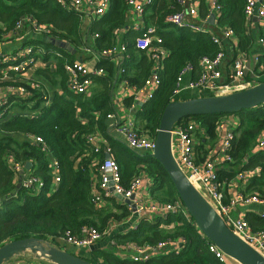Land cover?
Masks as SVG:
<instances>
[{
	"label": "trees",
	"instance_id": "trees-1",
	"mask_svg": "<svg viewBox=\"0 0 264 264\" xmlns=\"http://www.w3.org/2000/svg\"><path fill=\"white\" fill-rule=\"evenodd\" d=\"M201 1L200 13L206 16L207 2ZM218 1L222 5L218 28L226 27L232 30L239 39L240 49L248 51L252 46V40L245 28V1ZM147 7L152 8V13L145 15L146 28L151 25L157 28L160 35V41H154L153 46L167 49L168 56L163 59L161 86L147 102L137 103L135 116L139 123L136 126L140 132L156 136L163 110L174 99L172 93L179 71L189 62L197 67L201 57L216 55L219 46L213 41L211 33L193 32L165 23L167 16L180 9L174 0H152ZM129 9L126 0H111L108 12L94 20L89 32L95 34L93 42L97 51L115 43V38L118 37L116 29L130 25ZM24 15L32 16L38 22L52 25L57 31L55 35L69 42L74 48L88 44L81 31L80 15L56 0H0V22L4 24L0 27V32L13 31L18 19ZM126 37L132 36L126 35ZM24 44H41L46 47L48 52L44 54L43 59L47 63L50 62V65L46 69H38L37 74L42 75L48 81L46 83L59 86L62 93L54 91L47 105L41 97V92L35 91L33 98L37 99V102L32 108L26 105L27 101L16 103L20 109H29L26 111L27 114L10 111L0 119V199L2 202L0 247L9 241L33 236L51 241L60 247L62 245L58 240L68 230L75 235L84 233V229L90 226L102 230L111 220L119 221L130 215L126 205L117 202L115 198H111L110 201L118 212L98 208L92 201L94 176L99 177V167L105 159L104 149L97 152L89 142L88 137L96 133H99L110 146L113 158L119 164L122 183L125 186L130 184L135 175L144 171L151 178L150 195L154 200L173 203L180 199L167 171L152 155H135L120 140L108 133L110 125L108 115L116 112L113 95L121 75L130 85L141 87L152 71L153 60L146 50L137 48L134 38H128L127 44L125 43L127 46L125 56L130 55V59H125L120 67L124 68L125 72L117 77L118 65L115 61L111 58H102L98 66L104 68L105 72L101 76L94 77V85L89 95L75 94L67 88L64 65L75 60L72 51L57 46L47 37L37 40L26 39ZM56 52H60L62 56L56 57ZM136 54H140L149 61V69L137 75L129 70L131 59ZM143 57L140 63H144ZM53 63L56 66L55 71L51 68ZM3 66L5 65L0 63V70ZM207 95L214 94L211 92L186 93L175 100ZM132 104V97L125 98L127 107L131 108ZM35 110H41V114L38 118H30L29 113ZM232 115L240 121L234 141L233 167L241 166L242 169H247L260 166L264 177V151L255 153L253 151L259 135L264 130V104L233 113L187 118L200 121L210 135L207 139L209 143L216 139L217 120L223 116ZM20 134L24 135L25 139L19 138ZM27 134L41 136L49 150L43 151L39 145L27 137ZM204 146L203 142L198 145L200 150ZM9 153L14 154L16 159L24 164L33 163L31 172L42 177L45 182L40 193H33L18 185V179L6 159ZM54 157L58 160L61 176L58 185L53 183L50 167ZM246 158L247 164L244 163ZM233 172L235 173V169ZM249 221L252 228L264 229V221L258 219ZM171 224H175L172 231L168 232L162 228V225ZM178 237L186 239V244L178 254L159 253L147 262L120 258L116 253V246H111L108 250L93 249L88 256L85 254H78V256L95 264H223L209 251L208 239L199 232L193 218L188 219L183 213H168L165 216L144 218L135 229H130L125 234L116 233L113 236L118 245L133 242L140 245L149 244L153 247L166 239Z\"/></svg>",
	"mask_w": 264,
	"mask_h": 264
},
{
	"label": "built area",
	"instance_id": "built-area-1",
	"mask_svg": "<svg viewBox=\"0 0 264 264\" xmlns=\"http://www.w3.org/2000/svg\"><path fill=\"white\" fill-rule=\"evenodd\" d=\"M63 6H68L75 10L80 17L93 16L100 18L105 15L110 6L111 0H56ZM129 6V15L132 19V31L137 32L135 44L137 48L146 50V53L153 60L152 71L141 87L130 85L124 79L122 98L132 97L133 104L131 110L135 111L137 103H145L154 96V93L162 84L163 59L168 56V50L162 47L153 46L154 41H160V35L157 28L149 26L146 28L142 18L145 15L146 7L152 0H126ZM244 14L248 24L254 17L264 20V0H244ZM201 0H176L179 10L167 16L165 23H169L177 28L187 29L198 33H211L213 41L219 46L216 55L203 56L198 62V66L191 62L186 63L179 71L175 81L172 98H180L182 95L195 91L198 94L211 92L214 95L226 94L239 91L253 86L254 82L248 80V58L245 53L239 51L228 68L227 80L223 79V65L227 54L221 37L214 33L209 24L211 14H215L217 26L218 18L222 15V5L218 0H206L208 12L206 16L200 13ZM221 35L225 37H234L232 30L226 27H219ZM55 27L45 23L38 22L29 15H24L16 22L15 29L10 32H0V47L11 39H17L19 35L25 37L31 35L34 37H47L59 39L55 33ZM97 36V35H96ZM264 46V38L260 41ZM125 43H114L108 48L98 51L93 57V62L89 64L84 60H74L65 63V73L67 75V88L75 94L89 95L92 91L93 79L95 76H101L105 70L98 66L102 58H111L126 52ZM48 50L41 44L30 45L22 44V47L13 52L6 53L0 48V63L5 65L0 70V119L8 114L12 106L17 102H23L34 97L35 91H40L42 99L47 105L50 102L49 90L39 80L26 77V73L36 67L38 63L43 62V56ZM62 56L60 52L55 53ZM258 57L255 60L258 62ZM116 63V62H115ZM125 69L121 68L120 73ZM195 73V74H194ZM254 73V72H253ZM258 74L255 72L253 79ZM4 82V83H3ZM41 110L31 111L30 118H38ZM109 118H115L119 133L123 136L125 143L132 151L142 155H152L156 147L155 137L140 132L136 122L130 116L121 119L115 113L108 115ZM240 124L236 116H223L217 121L216 135L217 139L204 159H199L196 150L195 136L198 131L203 130L200 121L194 118H184L177 122L172 129V151L178 165L184 171L189 180L206 197L216 211L223 217L225 223L230 229L250 246L256 249L264 256V229L252 228L249 220L244 215H236L235 209L239 206H264V194L259 192L244 193L240 187L251 179L262 174V167L256 166L238 170L235 172L234 184L235 192L230 195L228 200L225 198V189L219 180V171L226 165H233L235 162L233 156L234 141L237 137V128ZM27 137L33 143L39 145L43 151L49 150L48 145L39 135L27 134ZM89 142L94 146L95 151L102 149V137L99 133L88 137ZM107 154L111 153L110 146H107ZM254 151H264V130L259 135ZM11 170L18 179V185L26 188L33 193H40L44 187V180L40 176L34 175L31 170L26 169V164L17 160L15 155L9 153L6 156ZM53 174V183L58 185L61 181L59 163L57 158H53L50 163ZM99 177L94 181L92 201L96 207L100 208L116 195L122 196L124 204L130 211V215L138 216L139 220L152 218L156 215L165 216L168 213H183L188 219L192 218L186 206L181 199L173 203L159 202L150 195L151 178L142 171L135 175L128 186L122 183V175L119 164L112 157H105L99 167ZM149 188H148V186ZM130 200L131 203H126ZM0 199V206H1ZM135 206V209L133 208ZM264 217V212L259 213ZM195 223V222H194ZM119 222L111 220L107 227L100 230L95 226L84 229L80 235L73 234L70 230L66 231L60 238L59 243L64 247L67 244L74 246L79 252L88 255L95 244L109 235ZM137 225L135 226V228ZM199 230V229H198ZM204 236V234L199 230ZM206 238V237H205ZM208 239V238H206ZM51 242V241H50ZM111 245L117 247V254H122V249L127 248L131 251V259L136 262H147L155 255L163 253L178 254L186 244L184 237L176 239H166L158 243L156 247L149 244L140 245L137 243H126L118 245L112 237ZM209 251L223 264H229V258L214 242L208 239ZM61 246V247H62ZM80 254V253H79Z\"/></svg>",
	"mask_w": 264,
	"mask_h": 264
},
{
	"label": "water",
	"instance_id": "water-1",
	"mask_svg": "<svg viewBox=\"0 0 264 264\" xmlns=\"http://www.w3.org/2000/svg\"><path fill=\"white\" fill-rule=\"evenodd\" d=\"M209 23H215L214 13L210 15ZM49 39L57 46L72 51L70 43L61 39ZM263 104L264 82L225 95L172 100L163 110L157 134L154 136L156 147L152 157L167 171L197 228L226 255L240 264H264V256L230 229L223 217L178 165L172 151V129L177 122L187 117L233 113L243 109L256 108ZM110 156L107 154L106 157ZM25 167L27 170H31L33 163L27 162ZM116 197L123 200L120 195H116ZM125 202L131 203L130 200H125ZM133 208L135 209V206ZM27 251L35 254L37 258H44L53 264H95L54 245L50 241L34 236L3 244L0 247V264L8 263L15 256Z\"/></svg>",
	"mask_w": 264,
	"mask_h": 264
},
{
	"label": "crops",
	"instance_id": "crops-1",
	"mask_svg": "<svg viewBox=\"0 0 264 264\" xmlns=\"http://www.w3.org/2000/svg\"><path fill=\"white\" fill-rule=\"evenodd\" d=\"M176 0H174V3ZM207 4V3H206ZM205 6V5H204ZM202 7V1L200 2V9ZM206 8V7H205ZM150 13H152V8L151 7H146V11H145V15H149ZM145 15L142 18V21L145 24ZM80 21H81V31L83 34V38L85 39V42H88V44H85L84 46L81 47H77L74 48L73 46H71V50H72V54L75 55V60L79 59V60H84L86 62H88L89 64L93 65V57L95 54L98 53L97 49H95L94 47V42L93 40L95 39V34H91L89 32L90 27L92 25V23L94 22L95 18L93 16H85V17H80ZM219 20V18H218ZM130 25H126L125 27H122L121 29H116V32H118V37L115 38L116 41L115 43H126L127 44V40L128 38H134L135 40V36L137 34V32H135L134 30L132 31L131 27H132V19L130 18ZM210 24V23H209ZM211 29L214 33L218 34L223 42L224 45V49L225 52L227 54V58L226 61L224 62L223 65V70H224V76L223 79L227 80L228 77V68L231 64L232 59L235 58V56L240 53L239 51L245 53V56L248 58V65H249V71L248 72V76L247 79L248 80H252L254 82L253 85H256L262 81H258L260 79V75L264 73V46L261 45L260 41L262 38H264V20L263 19H259L257 17H254L252 22L250 23V25L248 24L246 17H245V28H246V33L251 37L252 40V46L251 48L248 49V51H244L242 49H240L238 43H239V39L238 37H236L234 35V37H225L224 35H221V31L218 30V21H217V26H216V21L214 24H210ZM4 24L2 22H0V27H3ZM146 26V25H145ZM151 26V25H150ZM126 35L128 36H132V37H126ZM17 39H11L9 40L6 44H4L1 48V50H3L6 53H13L17 50H19L22 47V44L25 43L26 39L27 40H37L38 37H34L31 35H26L25 37H23L22 35H19V37H16ZM65 41V40H64ZM67 42V41H65ZM69 43V42H68ZM71 45V44H70ZM46 48V47H45ZM94 48V49H93ZM56 55V54H55ZM258 57V62L255 60V57ZM143 56H141L140 54H136L131 60V73L133 74H138V73H142L143 71H147L149 69V61L148 59H144L143 57V61L144 63H140L141 62V58ZM125 59H130V55L125 56V53L120 54L116 57H114V60L116 62V65H118V73H117V77L120 76L119 71H120V67H122L121 65L123 64V62L125 61ZM44 60V59H43ZM54 65L51 66V68L53 69V71L56 70V66L55 63H53ZM50 65V62L47 63L45 60L41 63H38L36 65L35 68H33V70H30L26 73V77L30 78V79H34V80H39L43 83V85L49 90V94H50V100L51 97L54 93V91H58L59 93H62V90L59 86H54L51 83H46L48 81H46L42 75L37 74L38 69H46V67ZM254 72V73H253ZM255 72L258 74L256 76V79H253L252 77H254ZM56 75V73H53ZM123 76L121 75V78L117 81V85H116V89L117 91L114 92L113 95V100H114V104H115V108H116V112L115 115H117L120 119L122 117H127L130 116L131 118H133L136 122V124L138 125V121L136 120V116H135V111H132L131 108L127 107L125 105V98L121 96V92L123 90ZM94 85V83H93ZM93 87V86H92ZM189 94H195V91L192 92H188ZM27 103L26 105H28L30 108H32L34 106V104L37 102V99L32 98L29 100H26ZM19 103V102H17ZM27 110L29 109H20L19 106H16V103L12 106L11 112L13 111L14 113H24L27 114ZM31 113V112H30ZM29 113V114H30ZM109 128H108V133L113 136L114 138L120 140L125 146H127V144L124 141L123 136L119 133L118 128H117V123H116V119L115 118H109ZM202 135L201 138H199V135ZM19 138H24V135H18ZM102 137V136H101ZM210 138V135L207 134L206 129L203 127L202 131H198L196 133L195 136V141H196V150H197V156L199 159H204L208 152H209V148L212 147L210 144H208L207 139ZM103 140H101V146L104 145L102 148L104 149V154L105 157L107 156V151L105 150L108 145L107 141L102 137ZM202 140V142L205 144L204 148L200 150V148L198 147L199 144H201L202 142L200 141ZM218 140L217 139V135H216V139L215 141ZM215 143V142H214ZM128 150H130L131 153L135 154V155H139L140 153H137L135 151H132L131 149H129V147L127 146ZM199 148V149H197ZM254 151V149H253ZM204 152V153H202ZM256 151H254L255 153ZM110 155L113 157V152L111 151ZM244 163L247 164V158L244 160ZM33 168V167H32ZM235 169V172L238 170H243L241 168V166H237V167H233V165H226L224 166L220 171H219V180L222 184V187L225 189V198L226 200H228L230 195H233L235 192V184H234V177H235V173L233 172V170ZM230 175H232L230 177ZM95 180H97V176H94ZM148 186V185H147ZM149 188V186H148ZM241 191L244 193H253V192H259V193H263L264 194V177L261 175L251 179L249 182L243 184L240 187ZM115 200L121 204H124V202H122V200H120L118 197H115ZM101 208L106 209L107 211H113V212H118V209L116 207H114L112 205L111 201L106 202V204H104ZM264 212V206H257V205H253V206H248V207H244V206H239L235 209V214L236 215H244L248 220H254V219H258V220H262L264 221V217H260L259 213H263ZM141 220L138 219V216L136 215H129L126 218L119 220V225L118 227H116L109 235H107L101 242L97 243L94 245V247L92 248V250L94 249H105L108 250L111 248L110 240L112 239V237L114 236V234L116 233H128V230L130 229H135V226L138 225V223ZM250 222V221H249ZM175 224H171L168 226H164L162 225V228L172 231L174 228ZM60 248H64L61 247ZM65 250L72 252L71 250H68L65 248ZM91 250V251H92ZM90 251V252H91ZM73 253V252H72ZM76 254V253H75ZM79 253H77L78 255ZM132 253L129 249L127 248H123L122 249V254L119 255L117 254L120 258L122 259H128L130 258ZM229 264H240L239 262H237L236 260L232 259L231 257H229L227 259ZM5 264H53L51 262H49L48 260L44 259V258H37V256L35 254H33L32 252H25L21 255L15 256L13 259H11V261H9L8 263Z\"/></svg>",
	"mask_w": 264,
	"mask_h": 264
},
{
	"label": "rangeland",
	"instance_id": "rangeland-1",
	"mask_svg": "<svg viewBox=\"0 0 264 264\" xmlns=\"http://www.w3.org/2000/svg\"><path fill=\"white\" fill-rule=\"evenodd\" d=\"M76 60H78V59H76ZM258 81H262V82H264V73L263 74H261L260 75V79L258 80ZM243 90V89H242ZM117 91V89H115V92ZM240 91V90H239ZM234 92H236V91H234ZM230 93H232V92H230ZM226 94H228V93H226ZM221 95H225V94H221ZM220 120V119H219ZM218 121V120H217ZM201 134L199 135V138H201ZM214 142H215V140L213 141V142H209L208 144H210L211 146H213V144H214ZM202 153H204V152H202ZM63 245V244H62ZM66 249H68V250H71L74 254L76 253H80V254H83L84 252H79L80 250H77L74 246H72V245H69V244H67L66 246ZM88 256V255H87Z\"/></svg>",
	"mask_w": 264,
	"mask_h": 264
}]
</instances>
